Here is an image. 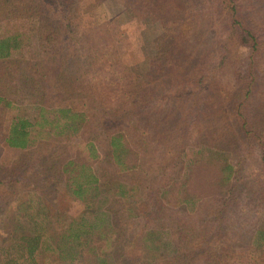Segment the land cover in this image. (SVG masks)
<instances>
[{
	"label": "rangeland",
	"instance_id": "1",
	"mask_svg": "<svg viewBox=\"0 0 264 264\" xmlns=\"http://www.w3.org/2000/svg\"><path fill=\"white\" fill-rule=\"evenodd\" d=\"M221 1L75 0L69 26L51 14L0 17V37L17 34L5 90L15 106L5 121L41 122L23 149L0 140V264L12 256L16 264H102L91 251L69 262L54 250L82 212L97 225L90 245L95 255L103 241V264H208L209 249L223 246L235 253L231 264H264V0H226L235 17ZM240 20L261 33L255 49L233 38ZM50 31L55 39L44 43ZM45 105L99 116V143L123 132L135 166L118 169L101 144L89 158L90 130L56 132L51 121L63 115ZM67 156L101 177L91 212L71 190ZM122 181L127 198L116 192ZM256 229L263 233L253 238ZM138 232L148 249L133 263L124 251ZM33 233L38 254L17 257V238Z\"/></svg>",
	"mask_w": 264,
	"mask_h": 264
},
{
	"label": "trees",
	"instance_id": "2",
	"mask_svg": "<svg viewBox=\"0 0 264 264\" xmlns=\"http://www.w3.org/2000/svg\"><path fill=\"white\" fill-rule=\"evenodd\" d=\"M19 1L20 3L16 4L0 0V17L12 19L19 16L27 17L31 14H39L46 17V15L51 14L52 18H57L58 20L60 19L59 21L61 22L66 21V24L69 26L68 19L74 14L73 7L75 0H45V2L36 0H17L15 2ZM221 4H223V9H226V11L228 10V12H230V14L235 17L236 9L234 6H228L226 4V0H222ZM224 4H226L225 7ZM162 5H164V3L157 2L152 3L151 7L153 11L159 10L160 12H162ZM158 6L159 8L156 9V7ZM61 22L58 23L62 27ZM237 25V31L234 30L232 33L233 38L237 39L241 43H248L251 45L252 49H255L258 39H260L262 36L261 33L259 34V30H256V33H254V29L243 26L241 20L237 22ZM65 33L67 34L66 29H63L57 35ZM38 34H40L41 36L40 31H38ZM16 36L17 34H15L13 37H0V85L3 86L0 89V115L4 119V123L0 124V140H3L4 143H6V145H8L9 147L23 149L32 143V139L30 138L31 128L35 125H41V122H39V119L31 121L28 118L18 115H15L13 117L12 115L8 116L5 121L4 113L8 112V110L12 109L13 106H15L13 100L7 95V92L5 90L7 89V84L13 73H11V71L15 68L17 63V61L12 58V52L16 48L15 44H13V42L16 40ZM53 36H55V32L50 31V33H48L47 35L45 34V37L43 36V42H47V44H52L51 42H53L55 39V37ZM164 65H166V63H164ZM45 107L49 109L54 108L55 111L63 115L60 116L61 119L57 118L54 119V121H51L54 122L52 126L54 127L56 132L62 133L64 131H69L71 133L79 130H87L89 132L90 130L92 137L89 136L84 139V145L88 150L87 156L89 158L94 159L99 156L100 151L98 147L101 144L104 147H108L110 149L112 162L116 166H118V169L129 170L133 166H135L128 165L127 163L126 155H129V148L127 145V139L125 138L123 132L112 130L102 135L103 140H101L100 143L96 141L94 135L95 130L93 129L97 130L99 125H102L104 123L103 119H101L99 116L95 117V115H93L91 117L90 112L88 110H85L86 112L83 110L74 111L71 107L66 105L53 107H48L45 105ZM66 158L67 160L64 162L63 167L66 168L67 166H69V172L73 173L72 177H70L72 180L71 190L75 197L84 200L85 211L91 212L94 209L95 197L103 189L100 183L101 177H99L96 171L87 163L76 161L73 159L72 156H67ZM225 167L227 168V170H229L231 168V165L229 163H226ZM63 172H66V169H64ZM114 184L117 188L116 192L120 194V198H127V194L129 191L126 183L122 181L116 182ZM132 184L136 188H139V186L141 187L142 183L134 182ZM229 184L230 188L233 184ZM231 199L234 201V198L231 197ZM231 203L232 202L230 201H228L226 204L224 203V207H230L231 205H233ZM83 213L84 212L79 215L78 219H71V221L68 223V226L58 233L54 250L56 251L59 260H68L69 262L80 259V255H82L83 252L91 251L90 255L95 256L97 260H100V262L103 264L104 259H100V245L103 243V241H100V243L95 246V255L94 246L90 245L91 236L93 235L94 229H96L97 225L93 222L85 223L87 219ZM95 213L96 211L94 212V216ZM150 232L151 231H149L148 233ZM251 233L254 238L255 234H262L263 230L256 229L254 231V235L253 230H251ZM98 236L99 238H103L102 234H98ZM134 237L138 240L135 243H126L129 245L125 247L124 253L125 255H129L132 257L133 263H139L140 259H143V253L146 249H148V245L146 244V239L144 238V236L140 235V232H138V236L135 235ZM17 239L19 241V243H17L19 251L17 257H27L32 259L36 253L38 254L37 250L40 248L41 244L40 233H33L32 235L21 234L20 237ZM152 246V249H154L155 245ZM249 246L250 251H252V248L255 247L253 241L252 244H250ZM210 250L211 249H209L208 252V264H231V258H234L232 257V255H235V253L233 251H230V249L226 246H223L216 251ZM236 257H238V254H236ZM225 259L227 260L225 261ZM15 261V258L12 256L7 259L4 264H16ZM127 263H132V261H123L119 264Z\"/></svg>",
	"mask_w": 264,
	"mask_h": 264
}]
</instances>
